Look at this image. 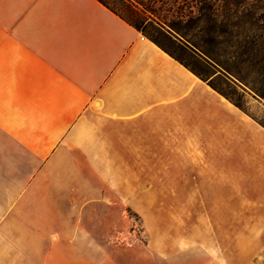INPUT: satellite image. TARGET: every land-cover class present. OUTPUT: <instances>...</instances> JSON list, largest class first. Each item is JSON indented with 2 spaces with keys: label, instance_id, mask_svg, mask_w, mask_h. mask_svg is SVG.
<instances>
[{
  "label": "crops",
  "instance_id": "1",
  "mask_svg": "<svg viewBox=\"0 0 264 264\" xmlns=\"http://www.w3.org/2000/svg\"><path fill=\"white\" fill-rule=\"evenodd\" d=\"M250 125L264 136L101 1L0 0V264L56 256L41 243L77 240L79 212L110 207L137 178L177 179L155 192L226 214L234 179L263 183Z\"/></svg>",
  "mask_w": 264,
  "mask_h": 264
},
{
  "label": "rangeland",
  "instance_id": "2",
  "mask_svg": "<svg viewBox=\"0 0 264 264\" xmlns=\"http://www.w3.org/2000/svg\"><path fill=\"white\" fill-rule=\"evenodd\" d=\"M102 1L264 123V0ZM157 24L199 43L230 72L212 62L222 73L212 76L216 69L177 52L158 32ZM224 30L221 43L206 42L215 31ZM232 34L234 41L242 42L240 46L228 44ZM246 36L256 46L242 55ZM257 129L250 125L247 135L248 152L255 156L264 147V136ZM252 180H233V191L240 192L238 202L221 214L200 208L202 204L196 210L182 208L184 203L192 205V195L155 192L177 179L137 178L136 186L123 191L120 199L113 197L110 207L79 212L82 224L74 228L77 240L41 243L42 249H57L56 256L23 260L25 264H264V179L257 185ZM150 182L154 192L146 194ZM247 191L249 195H244ZM216 217H227L226 224H212L223 221ZM10 264H16V259H10Z\"/></svg>",
  "mask_w": 264,
  "mask_h": 264
},
{
  "label": "trees",
  "instance_id": "3",
  "mask_svg": "<svg viewBox=\"0 0 264 264\" xmlns=\"http://www.w3.org/2000/svg\"><path fill=\"white\" fill-rule=\"evenodd\" d=\"M101 1L103 4H105L106 6H108L104 1ZM109 7V6H108ZM110 8V7H109ZM113 10V9H112ZM125 19V18H124ZM128 21V20H127ZM129 22V21H128ZM130 24H132L133 26H135L138 30L142 31L144 34H146L148 37H150L155 43H157L159 46H161L162 48H164L166 51H168L170 54H172L173 56H175L176 58H178L182 63H184L187 67H189L191 70H193L198 76H200L202 79L208 80L209 85L214 88L215 90H217L218 92H220L222 95H224L226 98H228L229 100H231L234 104H236L238 107L242 108L243 110H245L243 108V106L240 103L235 102L232 98H230L227 94H225L224 92H222L221 90H219L213 83H211V81L209 80V78L207 76H202L201 74H199L196 70H194L193 68H191L188 64H186L184 61H182L178 56H176V54L172 53L170 50H168L167 48H165L158 40H156L155 38L151 37L149 34H147L144 30H142L138 25L133 24L131 22H129ZM157 28H158V32L163 35L165 38H167L175 47L177 52H181L185 55H187L190 59H192L194 62L198 63V64H202L205 67H210L213 69H216L214 67L213 63H218L220 66H222V68L224 70H226V72H230V67L229 66H223L219 61H217L216 59H214L213 57H211V55H209L207 52H205L204 50L201 49L199 43H194L192 41L186 40L184 38H179L178 36L174 35L171 31H169L168 29H165L163 26L158 25L157 24ZM212 28L214 30L217 29L216 25H213ZM227 32V30L221 31L220 33H218L217 31L214 32L213 35H211L208 40L206 42H210V43H216L219 44L221 43L220 38L223 36V33ZM238 36V35H237ZM234 35L232 34L230 36L229 39H227V42L230 46H235V43H238V46H240L239 44H242V42L239 41H234L233 40ZM256 43L254 42V40H248L247 36L245 37V45H244V52L242 53V55L244 54H248L249 52H251V50L255 48ZM235 57V56H234ZM217 70V69H216ZM221 73L220 70H217L216 72H214L212 74V76L215 75H221L218 74ZM211 76V77H212ZM246 111V110H245ZM258 122L260 124H262L264 126V123L259 121Z\"/></svg>",
  "mask_w": 264,
  "mask_h": 264
},
{
  "label": "bare ground",
  "instance_id": "4",
  "mask_svg": "<svg viewBox=\"0 0 264 264\" xmlns=\"http://www.w3.org/2000/svg\"><path fill=\"white\" fill-rule=\"evenodd\" d=\"M238 109V108H237Z\"/></svg>",
  "mask_w": 264,
  "mask_h": 264
}]
</instances>
